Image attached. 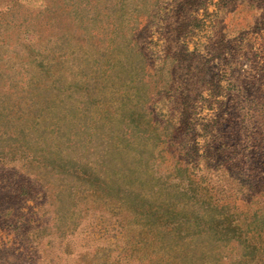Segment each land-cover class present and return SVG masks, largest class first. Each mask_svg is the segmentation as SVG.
I'll use <instances>...</instances> for the list:
<instances>
[{
  "label": "rangeland",
  "instance_id": "obj_1",
  "mask_svg": "<svg viewBox=\"0 0 264 264\" xmlns=\"http://www.w3.org/2000/svg\"><path fill=\"white\" fill-rule=\"evenodd\" d=\"M41 59L60 81L67 133L151 134L112 152L108 171L111 183L190 220L194 252L173 249L169 262L264 264V0H0V90L23 73L37 84ZM90 91L105 106L90 107ZM7 153L0 173L23 175L35 197L11 201L17 211L42 201L39 181H67ZM78 202H60V225L42 207L41 264H156L144 259L153 246L113 238L122 234L114 205L81 212ZM14 239L0 231V242Z\"/></svg>",
  "mask_w": 264,
  "mask_h": 264
},
{
  "label": "trees",
  "instance_id": "obj_2",
  "mask_svg": "<svg viewBox=\"0 0 264 264\" xmlns=\"http://www.w3.org/2000/svg\"><path fill=\"white\" fill-rule=\"evenodd\" d=\"M37 63V72L40 74L37 84L32 86L29 75L23 73V78H18L17 83L7 90H0V148L2 152H8L6 156L9 154L13 160L35 163L41 167L42 173L56 180L67 181L65 184L62 181L57 183L54 188L39 181L41 192L45 194L42 201H34L35 210L25 203L26 206L17 211L10 204L11 201L35 197L26 192V184L23 182L25 179L20 181L23 175L18 176L15 181L14 176L0 173V231L15 236L13 246L8 245L9 242H0V264H41L38 254L44 244L42 240H37L36 230L43 227L40 226L45 218L44 214L41 215L42 207L47 205L52 209L55 214L52 220L60 225V202L66 198L72 200V197L79 198L77 205L72 203L75 211H94L96 208L93 205H99L108 212L110 205H114L116 208L111 210H116L117 213L112 215L119 221L118 228L122 234L113 238H119L127 246L132 243L138 250L153 246V252L144 259L154 258L156 264H173L169 262V258L173 257L171 253L177 248H181L176 253L177 256H191L194 249L190 234L195 229L190 220H179L181 214L175 212L172 205L152 203L140 192L110 182L108 166L111 153L121 152L126 145L136 140H149L151 134H131L128 140L122 133L114 140L111 134L92 133L90 127L78 133H67L63 125L66 122L57 108L62 95L56 87L60 81L57 82L52 73L54 64H45L42 59ZM49 94H52L53 100H50ZM94 94V91H90L89 96H86L88 105L94 110L105 106L103 100L99 102ZM96 140H101V151L93 147ZM17 152L18 156H14ZM4 159L7 158H0V161L3 162ZM111 192L116 193L115 198ZM3 197L10 198L6 208L1 207ZM23 207L30 212L24 211ZM184 223L189 228L182 227ZM130 232L142 233L143 237L134 244L133 239L129 238ZM197 233H201V230ZM172 240L180 244H175L177 246L173 248ZM162 248L168 252H162Z\"/></svg>",
  "mask_w": 264,
  "mask_h": 264
}]
</instances>
